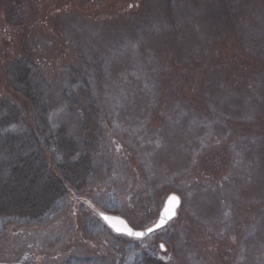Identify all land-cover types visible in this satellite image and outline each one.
<instances>
[{
	"label": "rangeland",
	"instance_id": "1",
	"mask_svg": "<svg viewBox=\"0 0 264 264\" xmlns=\"http://www.w3.org/2000/svg\"><path fill=\"white\" fill-rule=\"evenodd\" d=\"M23 59L53 93L46 129L9 88ZM6 101L92 171L37 218L0 213V263L264 264V0H0ZM171 194L176 219L141 241L101 218L146 230Z\"/></svg>",
	"mask_w": 264,
	"mask_h": 264
},
{
	"label": "trees",
	"instance_id": "2",
	"mask_svg": "<svg viewBox=\"0 0 264 264\" xmlns=\"http://www.w3.org/2000/svg\"><path fill=\"white\" fill-rule=\"evenodd\" d=\"M38 70L30 59L14 61L8 68L7 79L11 92L31 105L39 126L45 128L55 103L51 88ZM22 117L21 111L11 102L0 105V213L37 218L67 190L85 184L92 171V158L82 155L76 160L79 157L77 142L68 136L64 126L45 136L47 130L19 132ZM40 138L50 155L62 160L56 162L58 175L47 171ZM12 191L17 195L13 197ZM39 192L43 195L37 198Z\"/></svg>",
	"mask_w": 264,
	"mask_h": 264
},
{
	"label": "water",
	"instance_id": "3",
	"mask_svg": "<svg viewBox=\"0 0 264 264\" xmlns=\"http://www.w3.org/2000/svg\"><path fill=\"white\" fill-rule=\"evenodd\" d=\"M173 197H175L176 199H172ZM181 202H182L181 198L178 195L171 194L167 198L165 207L161 211L157 222L146 230H136L132 228L125 219L115 216V215H104L103 218L107 222L108 226L112 228L115 233L125 235L128 237H132V238L144 239V238H147L152 233L162 230L171 221H173L177 217L178 210L181 207ZM105 217H107L108 219H105ZM129 229H131L133 232H136V233H143V236L141 237L130 236L127 234ZM150 229L152 231H149ZM0 264H7V263H0Z\"/></svg>",
	"mask_w": 264,
	"mask_h": 264
},
{
	"label": "snow or ice",
	"instance_id": "4",
	"mask_svg": "<svg viewBox=\"0 0 264 264\" xmlns=\"http://www.w3.org/2000/svg\"><path fill=\"white\" fill-rule=\"evenodd\" d=\"M172 199H176L175 197H173ZM105 219H108L107 217H105ZM149 231H152L151 229ZM128 235L130 236H135V237H141L143 236V233H136V232H133L131 229L128 230Z\"/></svg>",
	"mask_w": 264,
	"mask_h": 264
},
{
	"label": "flooded vegetation",
	"instance_id": "5",
	"mask_svg": "<svg viewBox=\"0 0 264 264\" xmlns=\"http://www.w3.org/2000/svg\"><path fill=\"white\" fill-rule=\"evenodd\" d=\"M101 218H102V216H101ZM102 220H103V223H104V225L106 226V227H108L112 232H114L109 226H108V224L104 221V219L102 218ZM129 240H133V241H141V240H138V239H135V238H129V237H127Z\"/></svg>",
	"mask_w": 264,
	"mask_h": 264
}]
</instances>
